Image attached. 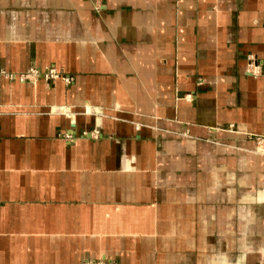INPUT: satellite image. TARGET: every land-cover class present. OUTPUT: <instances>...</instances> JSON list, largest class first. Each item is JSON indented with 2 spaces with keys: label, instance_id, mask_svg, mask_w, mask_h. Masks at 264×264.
<instances>
[{
  "label": "crops",
  "instance_id": "0c3cea01",
  "mask_svg": "<svg viewBox=\"0 0 264 264\" xmlns=\"http://www.w3.org/2000/svg\"><path fill=\"white\" fill-rule=\"evenodd\" d=\"M30 66L72 81L0 74V264H264V0H0Z\"/></svg>",
  "mask_w": 264,
  "mask_h": 264
},
{
  "label": "built area",
  "instance_id": "2783aa9c",
  "mask_svg": "<svg viewBox=\"0 0 264 264\" xmlns=\"http://www.w3.org/2000/svg\"><path fill=\"white\" fill-rule=\"evenodd\" d=\"M0 74L4 75L8 79L17 78L21 82L33 81V80L38 79L39 77H42L44 78V80L49 82L61 76V74L52 66H45L43 68L30 66L24 72H20V73H11V72H6L0 69ZM61 78L64 80L65 83H70L72 81L71 76L62 75ZM254 141L256 142L255 144H257L258 146H263L264 148V137L263 136H256L254 138ZM105 264H112V263L110 262V263H105ZM114 264H117V263H114Z\"/></svg>",
  "mask_w": 264,
  "mask_h": 264
},
{
  "label": "water",
  "instance_id": "95a60500",
  "mask_svg": "<svg viewBox=\"0 0 264 264\" xmlns=\"http://www.w3.org/2000/svg\"><path fill=\"white\" fill-rule=\"evenodd\" d=\"M39 78H42V77H39ZM14 79H17V78H14ZM18 80V79H17ZM54 80V79H53ZM53 80H51V81H49V82H47L46 80V82L48 83V84H50ZM19 81V80H18ZM34 81V80H33ZM21 82V81H20ZM24 82H26V81H24ZM230 127V126H229ZM229 129V128H228ZM231 130H233L234 131V128H231ZM88 135H89V133H88ZM70 136V135H69ZM250 138V140H251V142L253 143V145H254V143H255V141H254V138L256 137V135H248ZM264 136V135H263ZM256 145V144H255ZM111 262V261H110ZM110 262H106V263H110ZM112 264H114L115 262H111Z\"/></svg>",
  "mask_w": 264,
  "mask_h": 264
},
{
  "label": "rangeland",
  "instance_id": "374dc122",
  "mask_svg": "<svg viewBox=\"0 0 264 264\" xmlns=\"http://www.w3.org/2000/svg\"><path fill=\"white\" fill-rule=\"evenodd\" d=\"M264 137V136H263ZM246 140H248V141H251L250 139H249V137L248 138H246ZM256 143V142H255ZM255 143H254V145H255ZM231 148H236V146L235 145H233L232 143H230V144H228ZM256 146H257V149H256V152L258 153V154H261V155H264V152L262 153L261 151H259L260 149H258V145L256 144ZM238 147V146H237ZM262 148H263V146H261ZM263 150H264V148H263ZM251 152H252V150H250Z\"/></svg>",
  "mask_w": 264,
  "mask_h": 264
},
{
  "label": "bare ground",
  "instance_id": "6f19581e",
  "mask_svg": "<svg viewBox=\"0 0 264 264\" xmlns=\"http://www.w3.org/2000/svg\"><path fill=\"white\" fill-rule=\"evenodd\" d=\"M258 149H260L259 151H261L262 153L264 152L263 148L261 146L258 147ZM106 262H98V263H94V264H105Z\"/></svg>",
  "mask_w": 264,
  "mask_h": 264
}]
</instances>
